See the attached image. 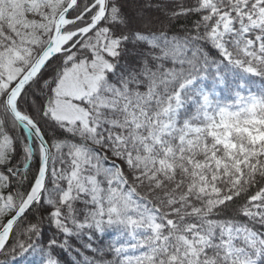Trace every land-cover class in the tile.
Returning <instances> with one entry per match:
<instances>
[{
  "label": "snow or ice",
  "instance_id": "obj_1",
  "mask_svg": "<svg viewBox=\"0 0 264 264\" xmlns=\"http://www.w3.org/2000/svg\"><path fill=\"white\" fill-rule=\"evenodd\" d=\"M0 264H264V0H0Z\"/></svg>",
  "mask_w": 264,
  "mask_h": 264
}]
</instances>
